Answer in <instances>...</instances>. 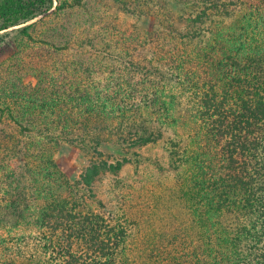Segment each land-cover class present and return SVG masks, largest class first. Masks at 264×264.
<instances>
[{"label": "trees", "instance_id": "16d2710c", "mask_svg": "<svg viewBox=\"0 0 264 264\" xmlns=\"http://www.w3.org/2000/svg\"><path fill=\"white\" fill-rule=\"evenodd\" d=\"M95 3L0 0V264H264V0Z\"/></svg>", "mask_w": 264, "mask_h": 264}, {"label": "rangeland", "instance_id": "374dc122", "mask_svg": "<svg viewBox=\"0 0 264 264\" xmlns=\"http://www.w3.org/2000/svg\"><path fill=\"white\" fill-rule=\"evenodd\" d=\"M98 0H91L92 6L96 4L95 2ZM99 4V3H98ZM154 19L152 17H147L142 24L143 29L145 30H151L153 26ZM103 151L107 154L112 153L111 149H109L107 146L103 147ZM143 156L145 157H151V158H157L159 159L163 164H167V153L165 149H163L161 144H152L148 145L144 148H141L138 150ZM56 160L59 164V166L62 168V170L66 173V175L69 177L71 181H75L79 179L82 172L85 170L86 166L88 165L87 160L83 157L82 153L80 152L79 148L75 146H71L68 144H63L62 147L59 149V152L57 154ZM146 167L143 168V171L152 170L151 168L147 167L150 165H144ZM143 173V172H142ZM118 179L121 180H129L132 177H134V167L133 165L127 164L123 167L122 171L118 175ZM140 177H136L133 179H140ZM118 179H112V177H107L106 180L102 181V183L99 184V188H105L108 186L109 183L113 180Z\"/></svg>", "mask_w": 264, "mask_h": 264}]
</instances>
